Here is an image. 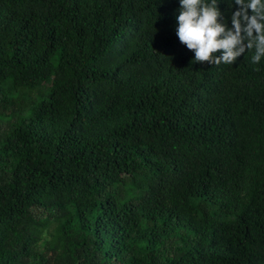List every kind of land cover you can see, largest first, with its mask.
<instances>
[{"label":"trees","instance_id":"1","mask_svg":"<svg viewBox=\"0 0 264 264\" xmlns=\"http://www.w3.org/2000/svg\"><path fill=\"white\" fill-rule=\"evenodd\" d=\"M179 10L0 0V264H264V57Z\"/></svg>","mask_w":264,"mask_h":264},{"label":"clouds","instance_id":"2","mask_svg":"<svg viewBox=\"0 0 264 264\" xmlns=\"http://www.w3.org/2000/svg\"><path fill=\"white\" fill-rule=\"evenodd\" d=\"M232 3L237 7L229 27L218 0H179L176 35L194 52V62L233 64L248 50H254V64L264 57V0H231L229 7Z\"/></svg>","mask_w":264,"mask_h":264}]
</instances>
